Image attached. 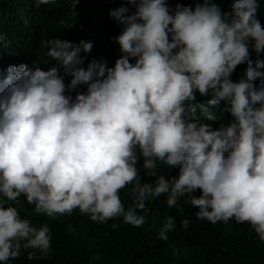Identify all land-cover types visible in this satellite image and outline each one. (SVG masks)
I'll return each mask as SVG.
<instances>
[{
    "label": "clouds",
    "instance_id": "1",
    "mask_svg": "<svg viewBox=\"0 0 264 264\" xmlns=\"http://www.w3.org/2000/svg\"><path fill=\"white\" fill-rule=\"evenodd\" d=\"M55 1L19 10L37 26L36 7L50 13ZM222 2L124 0L109 10L122 25L112 67L81 54L92 42L57 37L44 44L58 63L30 67L19 54L30 33L17 36L0 21L8 65L0 75V262L52 250L48 225L34 226L13 206L21 196L49 219L78 209L96 223L122 217L135 227L150 198L166 195L169 208L185 198L198 220L247 223L264 242V80L253 82L264 61L253 68L250 58V48L264 52V26L258 0H231L227 11ZM240 64L244 76L233 81ZM141 160L154 184L142 182ZM158 163L178 174L158 175ZM128 185L126 210L120 191ZM175 228L168 216L160 239Z\"/></svg>",
    "mask_w": 264,
    "mask_h": 264
},
{
    "label": "trees",
    "instance_id": "2",
    "mask_svg": "<svg viewBox=\"0 0 264 264\" xmlns=\"http://www.w3.org/2000/svg\"><path fill=\"white\" fill-rule=\"evenodd\" d=\"M46 6L36 7L40 24L34 26L26 22L22 10L33 0H0V21H9L18 36H25L26 45L19 49L25 64L38 65L47 69L58 63L47 56L44 42L52 37L66 39L73 44L90 41L93 48L90 53H81L88 58L103 57L112 67L121 55L119 44L112 38L122 31V25L109 16V10L119 7L124 0H79L75 9L72 0H56ZM202 0H168L170 7L177 3L192 6ZM220 3V0H217ZM231 0H223L222 11L230 8ZM258 19L264 26V0H258ZM0 41V75L7 74V60L4 51L7 32ZM2 54V55H1ZM253 68L256 61H264V52L255 53L250 48ZM134 62V61H133ZM87 60L85 61V66ZM247 64H240L231 75L233 81H239ZM264 73V67L257 69ZM264 75L257 77L259 85ZM66 82V77H65ZM86 89V86H82ZM74 96L75 93L73 92ZM222 108L224 102H221ZM233 119V118H232ZM141 160L137 165L143 177L142 182H155L154 177L144 175ZM158 175L178 174V170L169 169L158 163ZM133 185L120 191V198L125 209L133 206L129 192ZM196 195H199L197 191ZM8 206V205H5ZM13 206L17 207L22 218L30 219L34 226L47 224L52 233L51 253L44 259H27V251L8 264H264V242L260 241L255 231L247 223H236L234 219L212 224L207 220H198V209L189 207L185 198L178 201V207L169 208L166 195L150 198L146 202L145 223L135 227L123 221L122 217L96 223L88 219L78 209L69 215L49 219L41 214H34L33 205L21 196ZM168 216L175 218L176 228L167 233V239H160V232ZM90 218V217H89ZM187 219L189 225L184 229L181 221ZM113 224L118 227H112ZM4 264V262H0Z\"/></svg>",
    "mask_w": 264,
    "mask_h": 264
}]
</instances>
